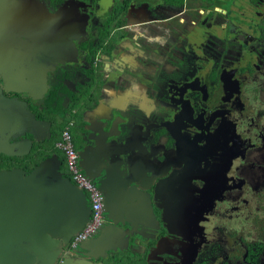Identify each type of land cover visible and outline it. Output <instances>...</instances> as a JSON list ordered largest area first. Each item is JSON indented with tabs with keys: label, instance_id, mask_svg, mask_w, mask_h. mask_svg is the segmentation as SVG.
Here are the masks:
<instances>
[{
	"label": "flooded vegetation",
	"instance_id": "obj_1",
	"mask_svg": "<svg viewBox=\"0 0 264 264\" xmlns=\"http://www.w3.org/2000/svg\"><path fill=\"white\" fill-rule=\"evenodd\" d=\"M0 24V66L45 97L0 70L4 94L43 149L70 130L103 196L91 239L118 222L105 263L264 264V0H0Z\"/></svg>",
	"mask_w": 264,
	"mask_h": 264
},
{
	"label": "water",
	"instance_id": "obj_2",
	"mask_svg": "<svg viewBox=\"0 0 264 264\" xmlns=\"http://www.w3.org/2000/svg\"><path fill=\"white\" fill-rule=\"evenodd\" d=\"M2 65L5 68L0 66V70L4 74L7 71L11 77L15 76L14 66H7L6 68V65ZM5 80H7V84H10L8 79ZM21 105L23 107V103L2 96L0 89V154H10V148L17 149L24 146V143L20 142L10 143L12 136L19 132L16 115ZM106 121L109 123L111 120L106 119ZM14 154L18 153H11L10 155ZM51 162L57 164L54 170L56 172L60 167V161L53 157L36 167L30 176L24 177L26 182L35 181L41 177L42 181L37 186L39 192L33 196L23 218H13L7 210L0 211V264H107L101 251L105 242L116 234L114 229L117 228L118 222L112 219L111 210L106 208L105 214L114 223L112 225L114 229L104 230L98 238L80 244L77 248H81L82 253L80 254L77 249L68 251L65 246L68 245L73 235L79 233L88 224L91 217V207L86 194L68 178H62L61 175L53 173L50 185H45V176H41V174L44 172L45 164ZM81 166L90 178H96L86 167L83 158ZM137 214L142 220L146 217V211L142 205ZM65 221L69 222L67 227H64L63 222ZM56 223L58 224L55 226ZM27 226L35 227L32 230H37L41 235L51 233L54 237H61L62 240L55 241L53 252H49V250L40 247L41 236L25 235ZM14 254H24L27 259L20 258L15 262L10 261L9 258Z\"/></svg>",
	"mask_w": 264,
	"mask_h": 264
},
{
	"label": "crops",
	"instance_id": "obj_3",
	"mask_svg": "<svg viewBox=\"0 0 264 264\" xmlns=\"http://www.w3.org/2000/svg\"><path fill=\"white\" fill-rule=\"evenodd\" d=\"M4 76L5 78L3 87H5V89L8 91L25 93L27 97L33 100H40L45 97V94L42 91L43 83H28V81L21 77L19 73H16L14 77H11L9 74H5ZM5 79H8L10 84H7V80ZM0 89L2 96L23 103V107L22 105L19 106V110L16 115L18 119L19 132L12 136L10 143H24V146H20L17 149L10 148V154H18H0V211L2 212L7 210L13 218H23L32 202L33 196L39 192L37 190V186L42 181L41 177V179L26 182L24 179L25 176H30L36 167H38L41 163L52 159L53 157L60 161V167L56 170V172H54L57 165L55 162L45 164L43 168L44 174H41V176H45V185H50L51 176L53 173L59 174L62 176V178L68 179H70V174L68 172L67 164H65V160L64 162L62 161V157L65 158V156L60 150L56 149V152L58 153L57 154L55 150L53 152H49V150L43 149L41 147L43 141L49 136V124L46 121L41 120L42 117L39 116V112L37 113L36 110L30 108L29 103L26 100H22L17 97L6 96L3 92L2 85H0ZM34 156L35 159H33ZM33 162L36 163L33 164ZM19 170H21L23 174ZM63 223L64 227L69 225V222L67 221ZM57 224L58 223H56L55 226ZM34 228L35 227L33 226H27L25 235H32L35 237L41 236L42 238L39 240L40 247L44 250H49V252H53V243L57 240L61 241V237H54L51 233L48 235H41L37 230L33 231L32 229ZM75 235H73V237ZM72 238L68 245L65 246L67 250L70 248ZM27 245L30 246V244ZM20 258L27 259L24 254H14L9 258V260L15 262ZM22 261L25 262V260Z\"/></svg>",
	"mask_w": 264,
	"mask_h": 264
},
{
	"label": "built area",
	"instance_id": "obj_4",
	"mask_svg": "<svg viewBox=\"0 0 264 264\" xmlns=\"http://www.w3.org/2000/svg\"><path fill=\"white\" fill-rule=\"evenodd\" d=\"M56 147L64 154L68 172L73 181L86 193L91 203V217L88 224L72 238L70 243L69 250H74L83 242L90 240L100 229L104 218L103 196L99 188L85 174L68 128H64L62 131L61 138L57 142Z\"/></svg>",
	"mask_w": 264,
	"mask_h": 264
},
{
	"label": "bare ground",
	"instance_id": "obj_5",
	"mask_svg": "<svg viewBox=\"0 0 264 264\" xmlns=\"http://www.w3.org/2000/svg\"><path fill=\"white\" fill-rule=\"evenodd\" d=\"M85 172V171H84ZM86 174V173H85ZM87 175V174H86ZM88 176V175H87ZM89 177V176H88ZM90 178V177H89ZM92 180V178H90ZM70 180L75 184V182L73 181L72 177L70 176ZM93 181V180H92ZM76 185V184H75ZM77 186V185H76ZM82 190V189H81ZM83 191V190H82ZM84 192V191H83ZM85 193V192H84ZM86 194V193H85ZM72 251V250H71Z\"/></svg>",
	"mask_w": 264,
	"mask_h": 264
},
{
	"label": "trees",
	"instance_id": "obj_6",
	"mask_svg": "<svg viewBox=\"0 0 264 264\" xmlns=\"http://www.w3.org/2000/svg\"><path fill=\"white\" fill-rule=\"evenodd\" d=\"M63 130H64V128H63ZM63 130H62V131H63ZM61 133H62V132H61ZM60 138H61V137H60ZM59 140H60V139H59ZM30 158H31V157H30ZM33 159H35V156L33 157ZM64 160H65V162H66V159H65V158H64ZM34 163H36V162H33V164H34ZM65 164H66V163H65ZM28 168H29V167H28Z\"/></svg>",
	"mask_w": 264,
	"mask_h": 264
},
{
	"label": "rangeland",
	"instance_id": "obj_7",
	"mask_svg": "<svg viewBox=\"0 0 264 264\" xmlns=\"http://www.w3.org/2000/svg\"><path fill=\"white\" fill-rule=\"evenodd\" d=\"M100 234V233H99ZM78 250V253L80 254V253H82V250H81V248H79V249H77Z\"/></svg>",
	"mask_w": 264,
	"mask_h": 264
}]
</instances>
